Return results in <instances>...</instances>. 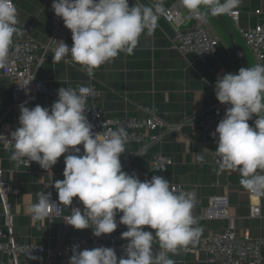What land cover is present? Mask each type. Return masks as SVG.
Instances as JSON below:
<instances>
[{"label": "clouds", "instance_id": "1", "mask_svg": "<svg viewBox=\"0 0 264 264\" xmlns=\"http://www.w3.org/2000/svg\"><path fill=\"white\" fill-rule=\"evenodd\" d=\"M165 0L150 5L134 0H52L56 17L72 34V44L57 41L52 60L86 68L88 76L120 53L133 54L141 35L151 36ZM190 14L199 15L203 5L213 15H231L241 0H181ZM13 0H0V68L5 66L13 37L21 34ZM92 89L60 87L50 107L19 105V126L10 133L12 154L18 164L36 162L51 171L64 156L63 180H55L57 201L51 192L38 193L28 209L36 220L49 218L60 206L71 208L66 225L76 230L92 229L97 238L126 226L121 233L124 252L118 258L111 247L80 250L72 246L69 264H175L177 254L193 243L200 229L192 216L195 193H177L160 175L141 181L123 170L127 132L123 128L93 132L86 116ZM214 94L226 106L225 114L211 134L216 144L219 168L238 171L241 184L253 192H264V65L241 67L237 73L218 75ZM250 126L248 121L253 120ZM83 146V153L81 148ZM203 161V156H197ZM53 174V173H52ZM78 198L83 208L73 207ZM119 215V221L117 216ZM158 240L160 251H153Z\"/></svg>", "mask_w": 264, "mask_h": 264}, {"label": "crops", "instance_id": "2", "mask_svg": "<svg viewBox=\"0 0 264 264\" xmlns=\"http://www.w3.org/2000/svg\"><path fill=\"white\" fill-rule=\"evenodd\" d=\"M176 0H165V9ZM18 11V27L21 34L13 40L32 39L44 42L50 34L48 20L53 15L52 1L13 0ZM150 5L151 0H141ZM234 11L239 12L237 23L226 15H219L230 27L233 44L241 51H234L226 28L216 16L211 15L203 5L200 12L205 16L213 31L219 37L216 52L199 59L192 53L180 54L173 46L175 27L159 17L158 26L151 36L141 35L133 54L120 53L118 57L94 70L89 77L85 67L71 62L52 60L54 52L48 53L36 78L49 88L81 85L92 86L99 94L98 104L106 118H148L156 117L167 124H183L180 132L163 134L159 141L150 146L127 141L126 152L121 156L123 170L135 173L141 181L150 180L153 175L165 177L171 186H182L195 193L202 205L214 196L227 198V216L234 220L238 234H248L252 238L264 239V192L249 195V188L241 184L238 171L219 168L213 137L205 135L197 121L187 123L194 117L218 103L214 86L218 75L233 71L237 73L245 57L249 67L257 65L251 51L246 47L240 30L254 27L264 19V0H241ZM258 12V13H257ZM186 19L185 14H182ZM69 47L72 39L67 40ZM264 65V61L260 63ZM50 107L44 96L36 102L27 104ZM19 109L11 102V81L0 77V122L6 131L17 128ZM253 123L250 124V126ZM116 130V129H115ZM11 151L0 145V169L3 179L9 185L8 202L13 216L12 235L15 241L25 244L42 245L52 249L58 245L87 238L92 229L76 230L66 225L64 217L71 214V208L62 206L63 217L34 219L28 209L37 202L38 193L48 192L57 199L55 180H63L64 156H61L52 172L43 170L39 165L25 169L10 159ZM157 154L169 158L171 165L163 169H152L151 162ZM203 156L198 161L197 156ZM53 173V174H52ZM73 207L83 208L78 198ZM253 207L259 208V216L252 213ZM119 215L117 221H119ZM1 218L0 208V223ZM228 226L227 220H201L196 226L200 229L198 238L177 254L169 253L175 264H210L201 244L217 233H223ZM127 228L118 223L112 234L121 235ZM160 251L158 240L153 241V249ZM0 262L9 264L0 255ZM45 254L21 258L19 264H46ZM49 264H67L64 259H54ZM260 264H264V250Z\"/></svg>", "mask_w": 264, "mask_h": 264}, {"label": "built area", "instance_id": "3", "mask_svg": "<svg viewBox=\"0 0 264 264\" xmlns=\"http://www.w3.org/2000/svg\"><path fill=\"white\" fill-rule=\"evenodd\" d=\"M52 1V0H50ZM134 0H129L131 6ZM166 15L160 18L175 27L173 46L180 54L192 53L197 58L203 60L212 56L218 47L219 37L213 31L205 16L200 12L199 15H192L183 7L181 0H176L173 5L166 9ZM185 14L186 19L182 14ZM258 13V12H257ZM227 17L237 23L239 12L233 11ZM241 37L246 47L251 51L258 64L264 61V19L252 28L240 30ZM72 37L62 19L53 13L50 20V34L42 42L32 39L13 40L5 66L0 68V77H7L11 81V102L14 109H19L23 102L31 104L36 102L38 96H44L52 105L57 100V90L59 88H49L42 81L36 78V72L44 61L48 53L54 52L57 41L67 40ZM229 73L235 74L233 71ZM81 85L66 86L64 88L79 89ZM85 87V86H84ZM92 94L88 96L86 103V116L93 125V132L103 134L107 130L123 128L127 132V141L142 144L143 147H150L156 144L160 137L165 133L180 132L183 124L171 125L156 117L148 118H106L103 109L98 104L99 94L92 86ZM226 106L219 102L208 108L202 113L195 115L187 120V123L197 121L205 135L212 137L218 123L225 114ZM248 121L249 124L254 122ZM16 129L13 128L11 131ZM11 131H6L0 122V145L9 149L12 153ZM81 154L83 153V146ZM16 162V161H15ZM17 163V162H16ZM18 164V163H17ZM169 158L157 154L151 162L152 169L160 170L165 166L171 165ZM19 166L28 169L39 165L36 162H22ZM177 193H191L182 186H171ZM50 192V191H48ZM9 185L3 179V172L0 169V255L4 256L9 264H19L21 258H30L45 254L49 264L54 259H64L69 264L72 255V246L79 245L80 250L91 249L99 246L111 247L116 251L119 258L123 252V245L126 240L121 239V235L110 234L102 235L97 238L93 232L79 241L58 245L52 249H47L42 245L19 243L14 240L12 235L13 216L11 206L8 202ZM249 195H259L249 189ZM53 201H57L53 196ZM227 198L225 196H214L207 204L202 205L195 196L192 216L196 226L201 220H227L228 226L225 232L217 233L207 238L201 244V250L206 254L210 264H260L262 251L264 250L263 238H252L248 234H238L236 232L234 220L227 216ZM63 208L60 206L50 217H63ZM252 213L255 217L259 216V208L253 207ZM71 215V214H70ZM68 217V216H66ZM66 217L64 222L66 223ZM153 251H157L156 248ZM0 264H3L0 262Z\"/></svg>", "mask_w": 264, "mask_h": 264}, {"label": "water", "instance_id": "4", "mask_svg": "<svg viewBox=\"0 0 264 264\" xmlns=\"http://www.w3.org/2000/svg\"><path fill=\"white\" fill-rule=\"evenodd\" d=\"M217 18L221 21V23L223 24V26L226 28L227 32L229 33L230 42H231V46H232L233 50L234 51H236V50L241 51L240 48H236V46L233 44L231 31H230V27L228 26V24L219 15H217ZM241 61L245 67H249V64L247 63V60L245 59V57H242Z\"/></svg>", "mask_w": 264, "mask_h": 264}, {"label": "rangeland", "instance_id": "5", "mask_svg": "<svg viewBox=\"0 0 264 264\" xmlns=\"http://www.w3.org/2000/svg\"><path fill=\"white\" fill-rule=\"evenodd\" d=\"M45 1H48V0H45ZM51 17H52V14L50 15V18H49V20H48V25H50Z\"/></svg>", "mask_w": 264, "mask_h": 264}]
</instances>
